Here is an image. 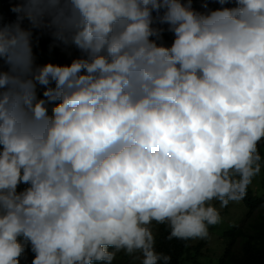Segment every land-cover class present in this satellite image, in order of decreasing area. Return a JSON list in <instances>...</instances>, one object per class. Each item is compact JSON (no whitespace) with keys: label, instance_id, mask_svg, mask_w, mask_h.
I'll return each mask as SVG.
<instances>
[{"label":"clouds","instance_id":"obj_1","mask_svg":"<svg viewBox=\"0 0 264 264\" xmlns=\"http://www.w3.org/2000/svg\"><path fill=\"white\" fill-rule=\"evenodd\" d=\"M257 195L264 0H0V264H219Z\"/></svg>","mask_w":264,"mask_h":264},{"label":"trees","instance_id":"obj_2","mask_svg":"<svg viewBox=\"0 0 264 264\" xmlns=\"http://www.w3.org/2000/svg\"><path fill=\"white\" fill-rule=\"evenodd\" d=\"M10 20L14 21L15 18L13 14L10 15ZM59 46V44H56ZM62 48L48 49L51 53H57L61 51ZM259 199L250 198L247 202L248 212L259 211L251 221H249L245 226H240L237 231H235L229 224L221 231H217V240H222V247H224V252L220 257L219 264H264V201L260 199V195H257ZM242 206V205H241ZM242 221V217L238 218ZM232 224L239 225V222L235 220ZM203 242H197L196 246L193 247L186 246L183 241H167L165 240L163 234L159 237V250L165 252L172 256V264H185L189 262L193 250V258L195 257L196 251L203 253L204 246ZM188 245H192L191 241L187 242ZM209 254H214V249L207 247ZM192 263V262H190ZM188 263V264H190ZM193 264H201L199 261H194Z\"/></svg>","mask_w":264,"mask_h":264},{"label":"rangeland","instance_id":"obj_3","mask_svg":"<svg viewBox=\"0 0 264 264\" xmlns=\"http://www.w3.org/2000/svg\"><path fill=\"white\" fill-rule=\"evenodd\" d=\"M210 231H221V230H219V228L216 226V227L210 229ZM214 240H217L216 236H215ZM220 240H221V238H220ZM206 254H208V253L206 252ZM201 259L206 260V262L204 264H213V262L216 261V258L209 256V255H202Z\"/></svg>","mask_w":264,"mask_h":264}]
</instances>
